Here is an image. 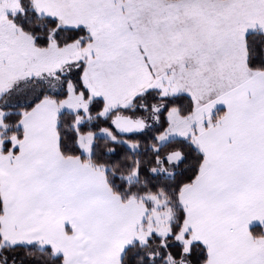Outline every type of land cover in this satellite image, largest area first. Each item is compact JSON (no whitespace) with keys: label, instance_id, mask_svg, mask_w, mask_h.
<instances>
[{"label":"snow or ice","instance_id":"obj_1","mask_svg":"<svg viewBox=\"0 0 264 264\" xmlns=\"http://www.w3.org/2000/svg\"><path fill=\"white\" fill-rule=\"evenodd\" d=\"M0 264H264V0H0Z\"/></svg>","mask_w":264,"mask_h":264}]
</instances>
